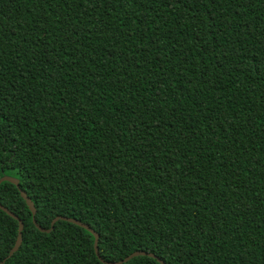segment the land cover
Masks as SVG:
<instances>
[{
  "label": "trees",
  "instance_id": "1",
  "mask_svg": "<svg viewBox=\"0 0 264 264\" xmlns=\"http://www.w3.org/2000/svg\"><path fill=\"white\" fill-rule=\"evenodd\" d=\"M3 176L0 264H264V0H0Z\"/></svg>",
  "mask_w": 264,
  "mask_h": 264
},
{
  "label": "water",
  "instance_id": "2",
  "mask_svg": "<svg viewBox=\"0 0 264 264\" xmlns=\"http://www.w3.org/2000/svg\"><path fill=\"white\" fill-rule=\"evenodd\" d=\"M2 182H10V183H13L15 184L17 187H19V180L17 178H14V177H11V176H3L1 179H0V185ZM21 196L22 198L25 200V202L27 203L29 209L31 210L32 212V215H33V223L36 225V227L41 231V232H49L51 229H53L54 227V224L59 220V219H62V220H65V221H69V222H72V223H75L77 225H80L81 227H84L85 229L89 230L90 232H92L94 235H95V243H94V247H95V251H96V254L97 256L100 257V253H99V248H98V239H99V236L97 233H95V231H93L90 227H88L87 225L77 221V220H74V219H70V218H67V217H57L53 220L52 222V225H51V228L50 230L48 229H44L43 227H41L37 221H36V214H37V209L35 208L33 202L31 201V199L28 197L27 193L24 192V191H21ZM0 209L3 210L5 213H7L8 215H10L11 217H13L14 219L18 220L19 222V228H18V237H17V240H16V243L13 247V249L11 250L10 252V255L9 257L13 256L18 250L19 248L21 247L22 245V242H23V230H24V224L22 222V220H20L18 218V216H16L14 213H12L10 210H8L7 208H5L1 203H0ZM140 255H149V256H152L154 257L153 254H147L146 252H135L133 253L132 255H130L129 257L125 258L124 260L122 261H119V262H109L108 264H123L127 261H129L130 259H132L133 257L135 256H140ZM102 262H105L103 259H101ZM159 262L161 264H164V262L162 260H159Z\"/></svg>",
  "mask_w": 264,
  "mask_h": 264
}]
</instances>
